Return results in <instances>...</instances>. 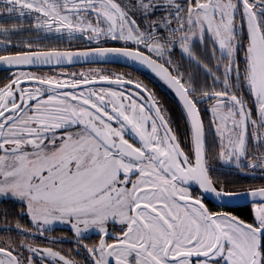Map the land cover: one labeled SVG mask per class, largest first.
Wrapping results in <instances>:
<instances>
[{"label":"snow or ice","instance_id":"obj_1","mask_svg":"<svg viewBox=\"0 0 264 264\" xmlns=\"http://www.w3.org/2000/svg\"><path fill=\"white\" fill-rule=\"evenodd\" d=\"M0 71V264H264V0H0Z\"/></svg>","mask_w":264,"mask_h":264},{"label":"flooded vegetation","instance_id":"obj_2","mask_svg":"<svg viewBox=\"0 0 264 264\" xmlns=\"http://www.w3.org/2000/svg\"><path fill=\"white\" fill-rule=\"evenodd\" d=\"M74 43H75V42H74ZM80 67H81L80 65H77V66L74 67L73 70L78 71ZM84 67H88V65H84ZM113 67H116V66H113ZM4 74H5V73H3L2 71H0V75H4ZM157 90H158V92L160 93V95H161V96H162V97L168 102V104H169L173 109H175V107H176V101H175L174 97H173L172 95L168 94V93H167L165 90H163V89L158 88ZM178 114H179V113H177V115H178ZM256 182L258 183L259 180H257ZM61 231H62V229H59V228H58V229L56 230L55 234H56V235H59V234L61 233ZM59 247H63V248H65V249H67V248L72 247V245H71L70 243H65V244L59 245Z\"/></svg>","mask_w":264,"mask_h":264}]
</instances>
